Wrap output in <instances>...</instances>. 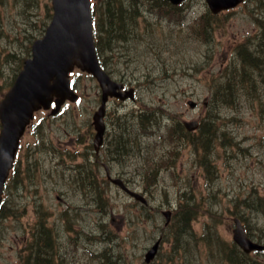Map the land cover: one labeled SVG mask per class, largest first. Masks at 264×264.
<instances>
[{"label": "rangeland", "instance_id": "obj_1", "mask_svg": "<svg viewBox=\"0 0 264 264\" xmlns=\"http://www.w3.org/2000/svg\"><path fill=\"white\" fill-rule=\"evenodd\" d=\"M95 1L99 15L102 11L98 4L100 0ZM186 10L180 19L162 18L163 21L151 24L152 29L146 24L148 28L144 29V35L152 37L148 47L139 42L136 49H133L134 45L132 49L122 48L124 55L117 50L108 53L113 75L139 84L138 96L145 103L143 106L148 111L154 109V131H151L149 140L142 141L143 151L128 148L129 142L125 145L114 143L125 151L116 162L117 169H122L131 177L134 186L146 192L150 205L131 203L124 192L107 186V194L101 202L103 210H98L93 207L94 200L89 198L97 197V191L91 189L94 187L90 186L86 196L82 189L78 193L70 192L71 182L58 175L56 169L54 175H44L39 187L32 188L31 192L19 191L18 184L11 183L7 186L5 202L13 207L17 204L18 210L10 209L13 214L10 212L8 216L9 210L4 207L6 211L0 217V264H23L26 261L22 248L26 242L25 234L30 242L29 229L46 225L51 227V233L56 228V242L62 254L58 264H111L105 257L108 252L117 253V259L123 264H143L145 251L159 233L163 234L164 242L158 261L152 264H230L221 254L220 245H231L233 214L246 216L245 223L250 224L253 236L264 241L262 207L243 208L241 203L236 206L246 194L264 196L263 82L249 93L242 94L243 103L236 108L224 105L215 112L208 105L215 84L224 83L222 79L232 66L237 50L245 43L250 47L254 41L249 38L254 25L262 26V34L259 35L257 30L254 38L264 37V0H246L235 11L217 15L206 25L201 18L202 12L206 11L204 5L200 9ZM2 11L3 24L10 33L2 41L3 45L6 49L22 50V54H26L29 38L39 34L44 22L49 20L51 0H6ZM155 13L149 15L159 21ZM9 61L3 69L0 68V90L19 64V60L15 64L13 58ZM14 64L15 67H11ZM260 69L262 72L263 63ZM79 73L75 70L73 75L79 100L69 101L57 116L48 110L38 112L22 138L19 158L29 147L32 148L38 137L36 134L42 130L52 141V151L55 150L57 155L55 160L60 155L65 156L63 159H82L78 156L83 153L82 145H76L78 149L73 147L77 143L76 135L64 136L67 134L65 130L78 132L86 138L99 98L94 96L96 82ZM249 73L253 75V71ZM189 99L200 102V105L192 109ZM204 101L208 102L206 106ZM119 104V101H113L110 105L113 109L120 106L128 113L134 108L139 112L141 106L134 102L125 107ZM257 105L262 111L259 112L257 107L252 109ZM214 114L219 115L214 145L205 150L202 143L190 141L182 147L183 121L201 118L205 122ZM90 135L92 137L93 132ZM69 136H72L71 140ZM71 142L72 145H66ZM112 142L114 134L110 133L106 148ZM65 148L73 149L66 152ZM42 152L37 154L44 160L41 170L46 171L51 169L52 161ZM130 152L136 154L130 155ZM161 155L165 156V161L160 160ZM58 189L64 190L63 206L56 198ZM186 195H189L188 203L196 204L190 207L191 210L197 212L189 226L178 223L177 213L180 201L185 203ZM169 203L176 207V213H173L172 224L165 226V217L160 213L168 208ZM66 205L76 209L64 210ZM250 256V259L255 258L256 264H264V253ZM57 262L58 258L55 264Z\"/></svg>", "mask_w": 264, "mask_h": 264}, {"label": "water", "instance_id": "obj_2", "mask_svg": "<svg viewBox=\"0 0 264 264\" xmlns=\"http://www.w3.org/2000/svg\"><path fill=\"white\" fill-rule=\"evenodd\" d=\"M238 1L208 0L214 11L229 7ZM52 4L53 17L46 32L41 38L34 40L32 57L25 59L24 67L13 86L0 101V201L20 138L33 118L34 111L42 106L49 108L54 101L56 107L52 112L55 113L67 98L76 99L77 94L70 87L68 75L75 65L91 71L103 87L102 104L95 113V122L101 132L104 128L102 121L108 95L124 97L117 91L122 84L113 81L99 64L93 37L90 0H52ZM190 104L193 106L194 102L190 101ZM187 126L193 128L196 124L192 122ZM101 140L102 133L97 135L96 143L99 144ZM119 183L125 187L122 181ZM132 194L145 201L139 194ZM234 239L246 251L264 247L247 236L238 220ZM156 246L157 244L147 253V259L154 255Z\"/></svg>", "mask_w": 264, "mask_h": 264}, {"label": "trees", "instance_id": "obj_3", "mask_svg": "<svg viewBox=\"0 0 264 264\" xmlns=\"http://www.w3.org/2000/svg\"><path fill=\"white\" fill-rule=\"evenodd\" d=\"M5 1L6 0H0V32L1 28H3L2 7ZM101 8L103 9L102 14L103 16H105L104 22L107 25L106 31L109 32L106 43H104V49H108L110 47L113 48L116 45L120 44L119 42H125L131 45L134 40V30L138 26L139 16L137 13V5L130 4L126 6L123 0H103ZM102 29L104 30V28ZM244 47L245 48L243 49L242 45V47L238 49L237 56L234 58V60H232V66L229 68L228 72H226L224 78L222 79L224 83L215 84L216 87L215 89H213V95L210 101V107L215 112L223 109L224 105L231 106L243 103L242 94H247L252 91V89L257 88V83L258 81H260V79L264 84V78L262 77L263 71L261 72V63L259 62V59L261 60V56L259 53H257V51H260V49H258L257 51H252L253 49H250L245 45ZM104 49L102 47H99L100 55L102 54V51ZM107 51L108 50H106V52ZM101 57L103 59V57L105 58L108 56L102 54ZM250 70L253 71V77L255 78L254 81H256V85H247V78L250 74ZM248 99L250 100V98ZM214 120H208V122L204 123L200 127V132H202V143L205 149H208L209 147L214 145L216 138V128L215 124H213L214 122H212L209 127L204 128V126ZM16 167L13 172L14 176H17L20 173V170ZM248 206L250 208L253 207L252 204H248ZM262 207L264 208V206ZM189 217L190 212H187L186 219L188 220ZM236 251L238 252V255L234 253L235 257L241 264L243 261L241 253L237 249Z\"/></svg>", "mask_w": 264, "mask_h": 264}, {"label": "flooded vegetation", "instance_id": "obj_4", "mask_svg": "<svg viewBox=\"0 0 264 264\" xmlns=\"http://www.w3.org/2000/svg\"><path fill=\"white\" fill-rule=\"evenodd\" d=\"M151 3H160L163 5H167L170 4L169 0H153ZM90 127V126H89ZM91 128V127H90ZM111 127H108V132L107 133V138L109 136V134L111 133ZM86 143H85V149L88 150L87 155H88V159L85 160L88 163V167L86 168V170L88 171V174H90L91 172V164H95V165H99V166H103L105 167L106 165H109L110 167L113 168L112 174L114 176H121L122 172L121 170H118L115 168L116 165V159L111 155V152L107 150L106 148V144L104 143L99 150H92L90 151V147H89V134H86ZM107 176L103 174V176H99V181L100 182H105L106 181Z\"/></svg>", "mask_w": 264, "mask_h": 264}, {"label": "bare ground", "instance_id": "obj_5", "mask_svg": "<svg viewBox=\"0 0 264 264\" xmlns=\"http://www.w3.org/2000/svg\"><path fill=\"white\" fill-rule=\"evenodd\" d=\"M261 49V48H258ZM180 210H183V215L181 216V221H184L187 217V212H189V209L187 206H182Z\"/></svg>", "mask_w": 264, "mask_h": 264}]
</instances>
